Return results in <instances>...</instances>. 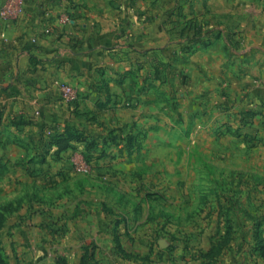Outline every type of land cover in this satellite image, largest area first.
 Here are the masks:
<instances>
[{
  "label": "rangeland",
  "instance_id": "obj_1",
  "mask_svg": "<svg viewBox=\"0 0 264 264\" xmlns=\"http://www.w3.org/2000/svg\"><path fill=\"white\" fill-rule=\"evenodd\" d=\"M28 1L37 12L0 0V21H42L55 56L29 62L54 90L52 119L0 110V264H264V97L244 90L231 113L182 87L209 22L246 13L104 0L107 21H164L167 40L137 50L131 32L87 38L81 0Z\"/></svg>",
  "mask_w": 264,
  "mask_h": 264
},
{
  "label": "crops",
  "instance_id": "obj_2",
  "mask_svg": "<svg viewBox=\"0 0 264 264\" xmlns=\"http://www.w3.org/2000/svg\"><path fill=\"white\" fill-rule=\"evenodd\" d=\"M81 1L89 9L86 15L83 11L80 13L84 14V18L79 21L88 29L87 38L89 34H93L98 42L113 43L123 41L128 37L127 32H131L130 37L135 40L137 50L157 48L167 40L164 21H131L129 24L123 21H107L117 17L101 13L102 8L108 10L104 0ZM209 2L216 11L234 6L245 12L246 18L244 21L209 22L208 28L212 31L208 36L209 46L197 48L190 56L189 62L183 65L187 74V82L182 86L184 98L199 103L209 101L214 110L217 106L234 105L231 110L233 113L244 106L240 100L244 90L264 97V0ZM150 3L151 0H137L135 8L151 10ZM32 5L34 3L27 0L24 11L27 6ZM35 6L34 12H37ZM24 15L21 14L16 20L0 21V110L5 112L6 117H13L34 109L43 112L49 109V119H52L54 90L42 82V77L46 75L36 71L29 58L31 55H38L39 58L52 60L55 53L48 49L50 46L46 41L41 40L42 21L36 17L34 21H30ZM93 25L97 28H92ZM128 28L131 29L127 31ZM92 29L95 32H92ZM88 47L87 43L83 52H86ZM164 53L168 54L167 51ZM132 57L139 59V54L134 53ZM83 65L86 67V64ZM255 76L259 78L255 79ZM136 115L120 114V117L128 121L138 118Z\"/></svg>",
  "mask_w": 264,
  "mask_h": 264
}]
</instances>
